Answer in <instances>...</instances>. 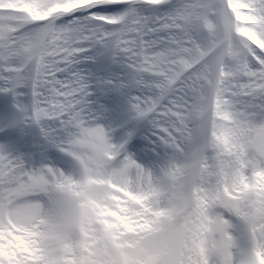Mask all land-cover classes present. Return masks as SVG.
I'll return each mask as SVG.
<instances>
[{
  "label": "snow or ice",
  "instance_id": "snow-or-ice-1",
  "mask_svg": "<svg viewBox=\"0 0 264 264\" xmlns=\"http://www.w3.org/2000/svg\"><path fill=\"white\" fill-rule=\"evenodd\" d=\"M0 93L61 154L0 149V264H264V0H0Z\"/></svg>",
  "mask_w": 264,
  "mask_h": 264
},
{
  "label": "bare ground",
  "instance_id": "bare-ground-1",
  "mask_svg": "<svg viewBox=\"0 0 264 264\" xmlns=\"http://www.w3.org/2000/svg\"><path fill=\"white\" fill-rule=\"evenodd\" d=\"M79 69L81 70L82 73H84V74L87 76V70H86L85 62L82 63L81 65H79ZM103 108H105V106H104V107L102 106V108H100L99 113L101 114V116L103 115V119H102V120L100 119V122H102L101 125L105 127V125H106V124L108 123V121H109V118L107 117L106 114H103V113H102V109H103ZM98 110H99V108H98ZM98 116L100 117V115H98Z\"/></svg>",
  "mask_w": 264,
  "mask_h": 264
}]
</instances>
